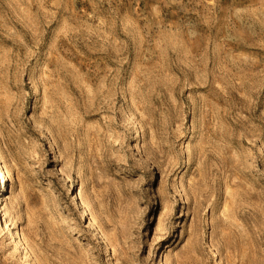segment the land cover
Returning a JSON list of instances; mask_svg holds the SVG:
<instances>
[{
	"label": "rangeland",
	"instance_id": "rangeland-1",
	"mask_svg": "<svg viewBox=\"0 0 264 264\" xmlns=\"http://www.w3.org/2000/svg\"><path fill=\"white\" fill-rule=\"evenodd\" d=\"M0 264H264V0H0Z\"/></svg>",
	"mask_w": 264,
	"mask_h": 264
},
{
	"label": "bare ground",
	"instance_id": "bare-ground-1",
	"mask_svg": "<svg viewBox=\"0 0 264 264\" xmlns=\"http://www.w3.org/2000/svg\"><path fill=\"white\" fill-rule=\"evenodd\" d=\"M4 181H5V177H3V174L0 171V183H2V185H3Z\"/></svg>",
	"mask_w": 264,
	"mask_h": 264
}]
</instances>
